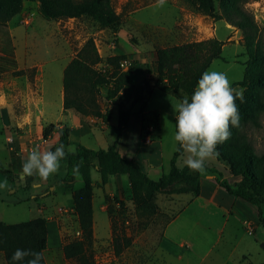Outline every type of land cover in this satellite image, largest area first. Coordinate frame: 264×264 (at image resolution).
Here are the masks:
<instances>
[{"label": "rangeland", "instance_id": "rangeland-1", "mask_svg": "<svg viewBox=\"0 0 264 264\" xmlns=\"http://www.w3.org/2000/svg\"><path fill=\"white\" fill-rule=\"evenodd\" d=\"M134 1L112 0L116 13L122 18L118 27L114 29L102 27L94 20L86 17L69 20H48L41 13L38 3L24 1L23 10L19 14L14 16L7 24H0V49L5 48L14 51L19 66L23 69L21 70L22 74L19 76L8 74L0 77V82L4 85L1 90L7 92H9V88L16 90L19 96V106L28 110L25 97L21 96V92L23 88L30 92L31 90H37L39 87L38 97L32 96L33 93L31 92L33 101L30 108L34 113V119L38 120L40 111L44 109V125L55 123L58 116L57 106L59 105L60 91L63 89V68L70 58L76 56L88 39L94 38L99 53L103 57V63L99 65V70L105 71L107 69L105 64L107 44L115 34L120 35V44L123 47H129L131 46L130 42H136L137 44H134L140 47L143 58L147 60L146 53L153 51V48H151L152 36L149 35H152L154 31L148 26L154 24L159 28L162 25L163 27H170L175 21L177 11L170 6V3H165L163 7L156 6L149 10H142L144 6L142 4L140 6L136 5ZM136 1L142 3L140 0ZM184 4L187 5V12L189 10L192 15H196L200 20L203 19L209 21V23L211 22V24L213 23L209 30L210 35H214L226 44L223 48L222 58L215 60L207 71H218L226 74L232 86L242 81L245 67L241 63H245L248 59L243 46L242 31L225 21L216 22L213 18L196 12L193 3V8L184 0L179 3L181 7L185 6ZM245 9L253 15L264 37V0H250ZM199 31H197L200 34L198 39H206L207 30L204 29V26ZM193 39L195 37L188 40ZM113 42L117 46V41ZM160 46L163 45H157L155 48ZM130 65L132 72L134 71L136 76L138 75V77H134L133 81L139 79L143 83L144 76L139 75L140 69L141 73L143 72L148 78L151 77L152 81L153 76L154 80L156 79L157 73L153 72L149 64L141 65L137 60H133L130 61ZM138 66L140 69H138ZM148 71L151 72L150 75L147 74ZM1 87L2 85H0ZM127 93H131L130 89L127 90ZM106 94L107 88H101L99 103L102 108L111 103L106 101ZM144 97L145 101L142 107L149 115H156L160 124V130L155 134L153 133L152 139L156 143L163 142L165 154L171 152L176 146L174 110L180 101L174 96L153 87L144 90ZM3 118L0 111L1 157L5 156L4 151H8L6 135L3 131L7 126L14 127V123L7 125L6 122L8 121ZM248 134L256 151L263 154L264 120L261 129L251 128L248 130ZM185 158L186 154H183L178 160L180 168L186 166L184 163ZM206 164L220 170L226 167L218 156L207 161ZM207 177L210 176H203L202 180L206 182ZM227 178L231 183L238 181L229 173H227ZM5 180H7L9 187L0 188V196L5 202L17 201L21 203L27 199L33 205V208H46V213L43 216L57 217L59 215L58 209L61 208L64 219L69 197L63 195L61 191L52 196L44 197L42 193H36L34 188L26 189L24 180L19 181L15 177L8 180L0 174V183ZM17 184H20V186ZM15 190L16 193H12ZM240 201L248 209L240 211L249 219L241 223L239 216L238 219L232 218L222 238L217 241L215 236H210V230L207 231L211 222L203 218L206 215L203 213V206L206 204L202 201L192 202L190 198L171 201L168 196L158 195L155 199L158 207L157 212L154 216L148 217L141 216L136 211L131 190L125 192L123 198L119 196L108 197L111 227L108 213H103L97 208L93 238L91 242H86L84 254L73 260L63 259L60 264H264V225L259 222L256 207L243 200ZM26 203L25 201V205ZM7 206L6 203L2 204L0 202V215H2L0 218L5 223L19 224L26 222L29 218L31 219L26 207L20 205L18 207ZM186 207L187 212H184L173 227L174 231L179 234L176 236L177 238L184 237L183 233H185L189 241L184 242V248H180V242L176 240L162 241L161 238L166 224ZM34 216L35 218L38 216L43 217L37 213ZM197 220L201 221L200 228H197L195 224ZM212 222L217 226H221L222 218L220 216L213 217ZM113 225L115 226L113 227ZM49 228V231L51 230V233H49L50 247L53 246V248L81 240L83 237L75 217L60 222V235L58 237L55 235L57 230L52 226ZM115 233L118 236L131 238L132 241L131 246L119 256L115 253L113 243ZM194 236H198L200 239H194L193 241L192 237ZM182 255L183 259L180 260L179 257Z\"/></svg>", "mask_w": 264, "mask_h": 264}, {"label": "trees", "instance_id": "trees-1", "mask_svg": "<svg viewBox=\"0 0 264 264\" xmlns=\"http://www.w3.org/2000/svg\"><path fill=\"white\" fill-rule=\"evenodd\" d=\"M38 3L41 13L48 20H65L90 18L102 27L114 29L122 18L112 5V0H0V24H7L23 10V2ZM195 11L213 18L216 22L225 21L243 33V46L247 61L244 79L235 83L233 88H243L244 102L236 100L240 113V126L230 127L231 137L216 146L218 157L226 167L220 170L206 164L204 174L191 171L187 166L180 168L178 160L183 151H176L170 171L158 180L151 179L133 159L122 156L119 142L127 128L130 112L120 110L119 125L111 127L117 134L116 142L105 150H91L79 145L77 152L63 159L68 165L67 175L62 183L72 188L77 177L81 176L84 186L74 191L73 210L77 218L82 239L56 248L49 244V221L45 218L6 224L0 222V252L4 254L6 264L13 262L11 257L16 249H30L43 252L41 264H60L61 260L80 258L85 251L86 242H91L94 230V186L91 172L97 168L101 185L109 183L117 175L128 176L131 193L139 215L154 216L157 212L155 203L158 195L192 194L199 197L203 176H212L219 187L235 199H241L255 206L258 219L264 225V153L259 154L248 134V130L261 129L264 120V37L252 14L245 6L250 0H185ZM257 1V0H254ZM225 42L211 38L200 42L157 48L154 63L157 67L156 79L153 81L144 75L140 87L142 94L133 99L134 103L145 101L144 90L149 87L174 96L180 102L185 96L189 98L201 78L215 60L222 58ZM94 38L86 41L64 70V108L72 110L83 117L101 118L104 115L99 103L101 88H107L106 101L116 103L121 92L127 93L123 100L131 99L136 86L130 85L133 75L131 69L123 71L120 64L126 55L109 56L105 59L107 69L99 70L103 63ZM12 73L19 76L18 61L14 51L0 49V76ZM148 75L151 72H147ZM152 76V75H151ZM154 128H159L157 117ZM179 148V145L177 146ZM80 164L79 175H74L73 167ZM227 173L238 179L231 183ZM0 174L12 180L13 175L0 163ZM109 218L110 212L108 210ZM112 224V222H111ZM115 225H113L114 227ZM115 232V231H114ZM115 253L121 255L132 244L131 238L113 237ZM50 262H49V259Z\"/></svg>", "mask_w": 264, "mask_h": 264}, {"label": "crops", "instance_id": "crops-1", "mask_svg": "<svg viewBox=\"0 0 264 264\" xmlns=\"http://www.w3.org/2000/svg\"><path fill=\"white\" fill-rule=\"evenodd\" d=\"M140 2L142 3H137L136 0L134 1L136 5L140 6V4H142L144 6L142 10H149L157 6V0H140ZM180 2L181 0H166V3H170V6L174 7L177 11V16L174 19L175 21L170 27H163L162 25L159 28L154 24H150L148 26L154 31L152 32V35L149 33V36H152L151 48H153V51L146 53L147 60L143 58L142 51L140 50L139 46H136V42H130L131 46L129 47L121 46V37L118 34H115L112 37L111 41L107 44L106 56L109 57L126 55L129 61L137 60L141 65L149 64L153 72H157V67L154 63V53L157 49L155 48V46L163 45L159 48H165L169 46L182 45L184 43L200 42L203 40L216 38L214 35H210L211 32L209 31L213 23L211 24V22L209 23V21H205L203 19L200 20V18H198L196 15H192L189 10L187 12V5L184 4L185 6L181 7L179 5ZM184 2L187 3L185 0ZM202 26H204V29L207 30V37H205L206 39L200 40L198 39L200 34L197 33V31L200 32L199 30ZM192 37H195V39L188 40ZM113 41H117V46ZM175 41L177 42L174 44L173 42ZM180 41L183 42L180 43ZM72 59L73 58H70L67 64H65V67L63 68L64 70ZM138 69H140L139 66ZM21 70L23 69L20 68L18 62V71ZM140 70L139 75L144 76V73H141ZM2 76L4 75H1L0 77ZM135 76L136 74L134 72L130 80V85L136 86L133 92V97L130 100H123L127 93L121 92L116 99L115 104L111 102L103 108L104 115L101 118L83 117L72 110H65L64 89H62L59 96V105L57 106L58 116L56 117V122L48 125H44L43 123V118L45 117L44 109L40 111L38 120H35L34 113L30 108L31 102L33 101L31 98V92L33 93L32 96L38 97L39 87L37 90H31L30 92L26 91L23 88L21 96L25 97V103H27L28 108V110H25L22 109L18 104L19 96L17 95V91L14 89L12 90L11 88H9V92L1 90L4 85L0 82V85H2V87L0 88V111L2 112V115L4 117L3 119L6 118V121H8H5L7 125L9 123H14V127L7 126L4 131L2 130L6 135L8 151H4V157H1L0 154V163H2V165L12 173L13 179L15 177L16 179H19V181L24 180V182H26V189L30 190L31 188H34L36 189V193H42L44 197L49 195L52 196L53 194H57L58 191H61L63 195L69 197L68 206L65 209V212L70 210L74 213V191L84 186L81 176L77 177V183L75 184V186L69 188L62 183L68 171V165L66 162L61 161L59 171L51 175L47 181H41L38 176H23L21 174L22 164L27 159L30 150L36 146H39L41 150L54 151L56 147L63 144L65 146L66 156L75 154L79 145L85 146L86 148L91 150L108 149L116 142L117 134L111 129V127H117L119 125L120 110L123 109L124 111H129L131 116L128 126L123 131L122 138L119 142V149L122 152L124 151L123 149H125L126 151L124 155L126 156V158L133 159L136 163H138L141 166L142 170L151 179L158 180L162 175L169 173L171 160L175 152L177 151L178 143L176 142V146L171 150V152L165 154L163 142L156 143L154 139H152L154 134L160 130V124L158 121L159 128H154V118L156 117V115H149L142 107V102L137 104L133 102V99L139 97L143 92V89L139 86V83L141 81L139 79L133 81ZM136 77H138V75ZM140 106L141 108H139ZM37 109L38 107L35 110L37 111ZM69 147L74 148L75 153H68L67 149ZM127 151H132L134 155L129 158L127 155ZM91 175L94 186L93 209L95 222L97 208L103 213H108V197L111 198L114 196H119L123 198L124 193L130 191L131 188L128 176H113L110 178V181L107 185L102 186L101 177L97 172V168H94L92 170ZM201 184L202 189L199 197H194L192 194L172 195L168 197H170L171 201H180L184 198H190L192 202H204V204L206 205L203 206V213L206 215H204L203 218L207 219L208 222H211L207 231L210 230V236H215L218 241L222 238L227 226L231 223L232 218H237L239 216L241 223L249 219L248 216H245L240 211L248 209L243 203H241V199H235L234 197L227 194L223 189H221L212 176L207 177L206 182L202 180ZM17 185L20 186V184ZM12 193H16V190ZM36 193L34 192V194ZM25 201L27 202L26 205ZM25 201H23L24 203H18L17 201H13L12 203L5 202L2 196H0V202L2 204L6 203V205H11L13 207H18L19 205L26 207V209L29 211V216L31 217V219L29 218L26 222L39 218L47 219L49 221V227L52 226L55 230H57L55 232V235H57L58 237L60 235V222L64 220L63 213L61 212L62 209H58L59 215L57 217L43 216L46 213L45 207L33 208V205H31L29 200L26 199ZM184 212H187V207L183 208V210L180 211L176 217H173L166 224L161 238L162 241L176 240L180 242V248H184V242L189 241L186 238L187 235L183 233L184 237L177 238L176 236L179 234L174 231L173 227L174 223L180 217H182ZM35 213H37L38 215H42L43 217L38 216L35 218ZM216 216H220L222 218L221 226H217L212 222L213 217L216 218ZM0 217H2V215H0ZM74 217L78 224L75 214ZM0 222L4 221L0 218ZM200 222L201 221L199 220L195 222L197 228H200ZM214 226H216L215 229ZM52 231L54 230L52 229ZM49 233H51V230L49 231ZM192 239L194 241V239L200 238L198 236H194L192 237ZM179 258L180 260H182L183 255ZM0 264H6L4 254L1 252Z\"/></svg>", "mask_w": 264, "mask_h": 264}, {"label": "clouds", "instance_id": "clouds-1", "mask_svg": "<svg viewBox=\"0 0 264 264\" xmlns=\"http://www.w3.org/2000/svg\"><path fill=\"white\" fill-rule=\"evenodd\" d=\"M166 0H157V6L163 7ZM244 89L233 88L226 74L218 71H205L189 98L185 96L175 111V141L186 154L184 163L191 170L204 174L206 162L218 156L216 146L231 137L230 127L240 126V113L236 100L244 102ZM122 156L125 154L123 149ZM68 153H75L69 147ZM131 158L134 153L127 151ZM66 150L63 144L52 150H41L36 146L30 150L22 164V175L38 176L41 181L57 173L60 162L65 159ZM80 164L73 167L74 175H79ZM5 180L0 188H8ZM20 264H41L43 252L30 249H16L11 257Z\"/></svg>", "mask_w": 264, "mask_h": 264}, {"label": "built area", "instance_id": "built-area-1", "mask_svg": "<svg viewBox=\"0 0 264 264\" xmlns=\"http://www.w3.org/2000/svg\"><path fill=\"white\" fill-rule=\"evenodd\" d=\"M120 67L123 71H127L130 69L131 65H130V61L128 59L126 60H123L120 64ZM62 212V211H61ZM74 216H73V212L72 211H67L65 212L64 214V220H71L73 219Z\"/></svg>", "mask_w": 264, "mask_h": 264}]
</instances>
